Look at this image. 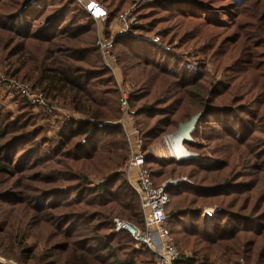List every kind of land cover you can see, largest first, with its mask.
I'll use <instances>...</instances> for the list:
<instances>
[{
  "label": "trees",
  "instance_id": "trees-1",
  "mask_svg": "<svg viewBox=\"0 0 264 264\" xmlns=\"http://www.w3.org/2000/svg\"><path fill=\"white\" fill-rule=\"evenodd\" d=\"M101 1L108 26L134 0ZM137 12L140 36L119 35L114 48L144 151L201 112L193 141H182L199 159L144 160L157 186L189 182L166 188L173 264H215L214 247L225 264H264V0H150ZM187 46L198 53L195 67L181 53ZM0 68L83 117L53 133L26 97L15 95L13 112L0 104V228L5 206L23 209L20 227L7 230L6 255L18 264L60 256L64 264H154L127 231H113V217L139 228L143 217L118 171L128 146L93 18L75 0H0ZM90 175L104 178L93 184ZM38 228L50 253L26 242Z\"/></svg>",
  "mask_w": 264,
  "mask_h": 264
},
{
  "label": "built area",
  "instance_id": "built-area-1",
  "mask_svg": "<svg viewBox=\"0 0 264 264\" xmlns=\"http://www.w3.org/2000/svg\"><path fill=\"white\" fill-rule=\"evenodd\" d=\"M148 1L150 0H134L106 26L109 19V10L106 5L99 0H75L96 23L95 45L117 84L120 111L117 122L122 128L128 146V156L121 167L118 168V171L124 173L135 190L143 217V228L137 227L128 220L113 217V231H127L134 238L136 245H141L152 252L155 260L154 264H173L179 256V249L168 227V214L165 207L169 202V196L166 188L170 185H179V183L185 182L186 179L171 178L158 186L154 184L149 170L144 165L147 152L144 151L143 141L135 123V110L131 108L129 103L131 87L122 80L121 75L119 76L118 57L114 48V39L119 35L140 36L134 30V27L139 23L137 11L140 5ZM106 29L109 30V33H106ZM152 41L158 42V37H153ZM0 81H2L3 88L10 96L15 94L26 97L50 123L53 133L58 130L60 122L83 118L80 114L68 111L57 103L48 102L42 92L33 89L27 82L15 80L4 73H0ZM82 142H84V139H82ZM97 181L101 182L103 178ZM0 264L18 263L0 257Z\"/></svg>",
  "mask_w": 264,
  "mask_h": 264
},
{
  "label": "rangeland",
  "instance_id": "rangeland-1",
  "mask_svg": "<svg viewBox=\"0 0 264 264\" xmlns=\"http://www.w3.org/2000/svg\"><path fill=\"white\" fill-rule=\"evenodd\" d=\"M99 1H101V0H99ZM104 5H106L103 1H101ZM107 7V6H106ZM147 19H150V18H147ZM143 20H141V22H142ZM142 23H144V22H142ZM161 25H157V27L155 28V29H157L156 30V32H160V30H161ZM95 37H96V23H95ZM153 37H158V42H159V39H160V37L159 36H157V35H155V36H153ZM153 37H151V40H152V38ZM165 38H168V36L167 35H165ZM179 41H178V39L177 38H172V43L174 44V45H176V46H178L179 45V43H178ZM188 48H181L180 50H181V53H183L184 55H186L189 59H192L191 60V66L192 67H195V66H197V62H196V59H198V53H196V51H194V49H192V48H189V47H191V46H187ZM197 55V56H196ZM208 66H207V68H208V72L213 76V79L214 80H218V79H223V77H222V74H221V72H220V70H215V68H214V66L213 65H210V64H207ZM2 69L0 68V73H4L5 75H7L3 70L1 71ZM118 73H119V76L121 75V77H122V71H121V68H120V66L118 65ZM122 80L124 81L125 79H124V76H123V78H122ZM124 82H126V80L124 81ZM116 83V82H115ZM129 84V83H128ZM127 84V85H128ZM117 85V84H116ZM129 86H130V84H129ZM131 87V86H130ZM17 96H15V94L13 95V96H10L8 93H7V91L3 88V83H2V81H0V104L2 105V106H4L5 108H7L8 110H10V111H15V102H14V100H15V98H16ZM63 107V106H62ZM64 109H66V110H68L69 111V109L68 108H66V107H63ZM118 108H119V103H118ZM131 108H133V107H131ZM134 109V108H133ZM135 110V109H134ZM120 112V111H119ZM135 119V118H134ZM179 125V124H178ZM175 130H177V129H175ZM175 130H172L171 132H173V131H175ZM179 131V130H178ZM178 131H175V132H173V133H167V134H165V135H163L162 136V138L158 141V142H156V143H154L151 147H150V149H149V151L147 152V153H149V154H151V155H153L155 158H157V159H169V158H173V159H175L174 157H172L173 156V154H171L170 153V151H168L167 149H166V153H167V155L168 156H165V158H159L157 155L155 156L153 153H151V150L152 149H156L157 147H159V146H165L164 148H169V145H168V140H167V138H169L170 136H172V135H176V134H178ZM170 134V135H169ZM169 135V136H168ZM184 139V138H183ZM183 142L181 141V142H179V147H180V149H181V153H182V156H183V158L180 160V161H184L183 159H185V160H188V159H186V157H187V155H188V153L186 152V150L183 148ZM186 149H188L187 147H185ZM188 150H190V149H188ZM192 151V150H191ZM170 153V154H169ZM172 155V156H171ZM191 159V158H190ZM175 160H177V159H175ZM179 161V160H178ZM101 178H104V176H95V175H90L89 176V181H91L93 184L94 183H96V181L97 180H99V179H101ZM171 178H184V179H186V177H184V176H176V177H168L167 179H165V180H163L162 182H164V181H167L168 179H171ZM91 183V184H92ZM189 182H188V179H186V181L185 182H183V183H179V184H188ZM170 186H176V185H170ZM169 186V187H170ZM211 210V208H208V207H206V209H205V211H210ZM22 211H23V209H22ZM21 209H19V208H15V207H12V206H5V208H4V213L6 214V215H2V219H5V225L2 227V228H0V257H4V258H7V259H10V260H12V261H14L13 259H11V258H9L10 256H7L6 255V253H9V252H6L7 251V249H8V247L6 246L7 245V243H8V239H9V236H8V233H7V230L9 229V226H10V224H12V223H14V224H16L18 227H20V225L19 224H17V220L20 218V215H22L21 214ZM3 214V213H2ZM110 232H112L111 230H110ZM115 232V231H114ZM31 234L27 237V239H26V242L27 243H33V242H36V244H37V247L35 248V251H37V252H40V253H42V252H44V250L45 249H47L48 248V253H50L51 252V248L50 247H48V244H44L43 243V241H44V239L42 238V235H41V233H40V229L38 228L36 231H31L30 232ZM133 248H135V249H141L142 248V246L141 245H136V242H134V244H133ZM212 250H214L213 252H212V257H213V260H214V263L215 264H225V261H224V259L223 258H221L220 256L221 255H223V250L221 249V248H217V247H214ZM6 252V253H5ZM186 254H190V252H186ZM48 254H46L45 255V257H46V260H45V262L46 263H53V262H51V260L53 259V258H50V257H48L47 256ZM61 257V256H60ZM60 257L57 259V260H55L54 261V263L55 262H57V263H55V264H64V260L62 259V260H59L60 259ZM15 262V261H14ZM17 263V262H16ZM228 264H230V263H228Z\"/></svg>",
  "mask_w": 264,
  "mask_h": 264
},
{
  "label": "water",
  "instance_id": "water-1",
  "mask_svg": "<svg viewBox=\"0 0 264 264\" xmlns=\"http://www.w3.org/2000/svg\"><path fill=\"white\" fill-rule=\"evenodd\" d=\"M200 116H201V112H197V113L193 114L192 116H190V118L187 121L179 123L178 128L175 131L183 129L187 133V137L182 139V141H186V140L193 141V139L191 137V132L195 129L196 123H197L198 119L200 118ZM175 131H173V132H175ZM173 132H171V133H173ZM183 148L188 153L186 159H190V158L199 159L200 158L199 153H197L195 151L188 150L184 146H183Z\"/></svg>",
  "mask_w": 264,
  "mask_h": 264
},
{
  "label": "crops",
  "instance_id": "crops-1",
  "mask_svg": "<svg viewBox=\"0 0 264 264\" xmlns=\"http://www.w3.org/2000/svg\"><path fill=\"white\" fill-rule=\"evenodd\" d=\"M177 135V138H176V141H175V144L177 143V145H178V147H179V142H181V140H180V136H179V134H176ZM170 139V138H169ZM178 140V141H177ZM170 141H171V139L168 141V145L171 147V145H170ZM174 144V147L176 146ZM165 146H159V147H157L156 149H152L151 150V153H153L155 156L157 155L159 158H165V156H168L167 155V153H166V149L168 150V151H170L169 150V148L167 147V148H164ZM172 148V152H170L171 154H173V157L175 158V155H174V153H173V147H171ZM180 148V147H179ZM169 153V154H170ZM183 158V156H182V153H181V149H180V158H175V159H182Z\"/></svg>",
  "mask_w": 264,
  "mask_h": 264
},
{
  "label": "bare ground",
  "instance_id": "bare-ground-1",
  "mask_svg": "<svg viewBox=\"0 0 264 264\" xmlns=\"http://www.w3.org/2000/svg\"><path fill=\"white\" fill-rule=\"evenodd\" d=\"M178 134H179V136H180V140H181V141H182L183 138L187 137V133H186L185 130H183V129H180V130L178 131ZM169 138L171 139V141H170V145H171V147H173V153H174V155H175V158H180V148L178 147L177 143L175 144V141H176L177 135H172V136H170ZM169 138H167L168 141L170 140ZM177 141H178V140H177ZM174 144L176 145L175 147H174ZM171 147L169 146V150H170V152H172V148H171Z\"/></svg>",
  "mask_w": 264,
  "mask_h": 264
}]
</instances>
